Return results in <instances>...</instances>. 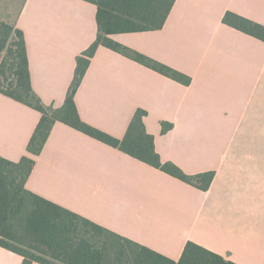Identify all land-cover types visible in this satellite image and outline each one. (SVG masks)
<instances>
[{"label": "crops", "instance_id": "obj_1", "mask_svg": "<svg viewBox=\"0 0 264 264\" xmlns=\"http://www.w3.org/2000/svg\"><path fill=\"white\" fill-rule=\"evenodd\" d=\"M227 12L264 26V0H176L160 30L111 36L188 84L100 46L74 97L84 123L119 140L145 111L162 162L214 172L206 191L60 122L33 156L40 114L1 94L0 157L32 158L27 191L175 262L192 242L234 264H264V42L223 24ZM13 23L33 92L60 108L76 57L96 38L95 5L23 0ZM162 123L172 128L163 134ZM21 263L0 247V264Z\"/></svg>", "mask_w": 264, "mask_h": 264}, {"label": "trees", "instance_id": "obj_2", "mask_svg": "<svg viewBox=\"0 0 264 264\" xmlns=\"http://www.w3.org/2000/svg\"><path fill=\"white\" fill-rule=\"evenodd\" d=\"M96 7L97 35L76 57L73 79L63 105L45 106L33 92L23 33L15 24L0 20V94L40 114L27 145L39 155L56 122L145 163L200 191H206L214 172L186 175L170 162H162L153 136L145 130L146 112L133 114L122 139L84 123L74 97L91 58L102 46L183 84L190 79L177 71L132 51L111 39L112 35L160 30L176 0H83ZM223 24L264 42V26L227 12ZM172 128L162 123L164 134ZM34 166L27 156L18 162L0 157V247L22 257L21 264H234L195 243L184 245L178 261L109 231L88 219L51 203L25 189Z\"/></svg>", "mask_w": 264, "mask_h": 264}, {"label": "rangeland", "instance_id": "obj_3", "mask_svg": "<svg viewBox=\"0 0 264 264\" xmlns=\"http://www.w3.org/2000/svg\"><path fill=\"white\" fill-rule=\"evenodd\" d=\"M23 0H0V18L9 23L14 22Z\"/></svg>", "mask_w": 264, "mask_h": 264}]
</instances>
